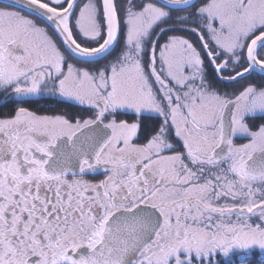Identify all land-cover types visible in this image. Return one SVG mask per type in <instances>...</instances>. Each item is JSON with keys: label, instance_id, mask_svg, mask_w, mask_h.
Masks as SVG:
<instances>
[{"label": "snow or ice", "instance_id": "6c2138e0", "mask_svg": "<svg viewBox=\"0 0 264 264\" xmlns=\"http://www.w3.org/2000/svg\"><path fill=\"white\" fill-rule=\"evenodd\" d=\"M0 264H264V0H0Z\"/></svg>", "mask_w": 264, "mask_h": 264}]
</instances>
